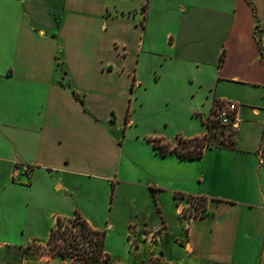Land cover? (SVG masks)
Returning a JSON list of instances; mask_svg holds the SVG:
<instances>
[{"label":"crops","instance_id":"0c3cea01","mask_svg":"<svg viewBox=\"0 0 264 264\" xmlns=\"http://www.w3.org/2000/svg\"><path fill=\"white\" fill-rule=\"evenodd\" d=\"M185 72L208 107L193 119L239 104L234 147L183 160L148 141L178 145L163 132L126 140L130 111L153 113ZM182 196L208 213L188 232ZM78 214L105 234V264H153L156 230L164 264H264V0H0V264H67L35 247Z\"/></svg>","mask_w":264,"mask_h":264},{"label":"rangeland","instance_id":"374dc122","mask_svg":"<svg viewBox=\"0 0 264 264\" xmlns=\"http://www.w3.org/2000/svg\"><path fill=\"white\" fill-rule=\"evenodd\" d=\"M186 75V76H185ZM190 74H188L187 72L184 73V79L177 81L175 83H177V86L175 87L174 90H169L168 96H166V98L164 96H152V99L155 100V105H157V108H151L149 110V112H153L149 115H142L140 110L137 113H134L132 110L130 111L131 114V118L132 119H139L140 126L137 128L135 127L133 130H130V132L128 133V138H126V140H132L135 138V134L137 132L140 131H145V130H153L156 131L158 133L163 132L164 135H166L165 137H167L170 140H175L176 138H188L189 136L193 137L195 136V134L201 132V131H206V119L204 122H202L200 117L196 116L195 113V118L193 119L191 117V111L190 108L195 107L196 109L201 107V109L203 110H207L208 107H206L204 105V95H203V99L200 100V95L201 93L196 92L200 91L201 88L199 86V83L196 82V85L194 84V82L192 81V79L190 78ZM171 83V82H170ZM228 102H230L229 100H226ZM236 103V102H233ZM238 104V103H236ZM239 106V104H238ZM206 107V108H204ZM200 110V109H199ZM210 114V113H209ZM209 116V115H208ZM207 116V117H208ZM163 118H169L170 119V123H167L165 126L164 122H162L164 119ZM144 119V120H143ZM208 138L206 139L205 143L207 144V146H218V145H222V143H225L227 145H231V140H234L233 135H234V131L232 133H229L228 130L226 128H217L214 129V126H209L208 128ZM207 134V133H206ZM127 137V136H126ZM204 142V140H203ZM178 143V142H177ZM198 144L200 143H195L194 141H192L191 143H186V144H179L178 143V147L181 151H185L187 149H193L198 148ZM206 146V147H207ZM100 189V188H99ZM124 191H126L124 200L128 199L130 201H133L134 197L137 196V198L139 199H144V196L138 194H135L136 191L135 189L130 190L129 188H126V186H123L122 188ZM100 192V191H99ZM97 193L96 190L93 192V196L94 198L99 197L100 193ZM116 197V195H114V198ZM189 203L191 206H193V208H191V206L188 204L187 208L188 210L192 211V213L196 216L201 215L202 211L196 209L197 204L199 203V200L193 201V200H189ZM205 204V202H204ZM202 209V207L200 208ZM122 212H116L113 217H129L131 218L133 213L131 210H129L128 207H122ZM95 215L97 216H101L97 213H95ZM76 218V217H75ZM75 219H73L72 221H74ZM70 221V222H72ZM68 224L71 226V229L76 231L78 229H80V226L77 225L76 227H73L69 222ZM69 236L66 237L67 242L72 241L75 242L77 241L79 243V249L80 251H73V252H77L76 254L72 255L71 257L68 258H64L65 260L67 259V261H65L67 264L71 263H78V264H95V259L93 258V255L91 253L92 251V247L91 244L88 240L82 238L81 236L78 237L77 240L74 241V236L72 237V234H68ZM94 238L98 239L97 235L93 236ZM96 241V239H95ZM97 242V241H96ZM60 244V246L58 245ZM56 245H58V247H56ZM66 246L67 243L65 242V240L63 239H59L58 241H56V244L54 246H49V244L45 247L43 246H38L35 247L36 251H41L43 254H46L49 258L50 257H54L53 252H55L56 250H58L59 247L62 246ZM56 248L54 251L53 249ZM85 251V253L83 254V252ZM78 252L80 254H83L85 256H80L78 254ZM57 257H62V256H57ZM103 263L105 264V261H103Z\"/></svg>","mask_w":264,"mask_h":264},{"label":"trees","instance_id":"16d2710c","mask_svg":"<svg viewBox=\"0 0 264 264\" xmlns=\"http://www.w3.org/2000/svg\"><path fill=\"white\" fill-rule=\"evenodd\" d=\"M144 10L146 11L147 10V6L144 7ZM223 61H225V53L222 54L221 56V61H220V64L223 63ZM76 96L78 98H81V96L79 94H76ZM127 123L130 121V118H129V114H128V117H127ZM208 138V134H205V136L203 137H197V138H194V139H191V140H186V139H183V138H178L177 142L179 144H186V143H191L192 141H194L196 144L197 143H200L198 144V148H193V149H187L185 151H181L177 146L175 147H171L169 144H164L162 142L161 139H149L148 141L152 144L153 148L155 150H157V152L159 154H161V156L163 157H166L170 154H178L179 155V158L180 159H186V160H191V159H200L202 156H204V149L205 147L207 146V144L205 143L206 139ZM204 140V142H203ZM235 140H231V145H227L225 143H222V145H227V146H231V147H234V142ZM182 199H187L188 201L190 200H193V201H196L199 200V203L197 204L196 206V209L198 210H201L202 211V214L201 215H198V216H201V217H206L208 215L207 211H206V206L204 204V199L203 198H200V199H196V198H193L192 196H189V197H185V196H182L181 197ZM202 207V209H200ZM196 215V217H198ZM73 227H76L77 225L80 226V229L74 231L71 229V226L68 224V222H66L64 219L62 218H58L57 219V226L55 229H53L50 233V239H49V246H54L56 244V241H58L59 239H63L65 240V242L67 243L66 246H62V247H59L58 250H56L55 252H53V255L54 257H57V256H62L64 258H68V257H71L72 255L76 254L75 252L73 251H80L79 249V243L75 240L78 239L79 236H81L82 238L88 240L91 244V247H92V255H93V258L95 259V264H102V261H105V262H108L109 260V257L105 256V253H104V249H105V234L104 233H101V232H97V230H94L85 220H83L81 218V215L78 214V216H76L75 220L72 221V222H69ZM72 234V237L74 236V241L75 242H72V241H69L67 242L66 240V237H68L69 235L68 234ZM94 235H97L98 236V239L97 238H94L93 236ZM96 239V241H95ZM60 246V244H58ZM58 245H56V247H58ZM56 248L53 249V251L55 250ZM85 253V251L83 252V254ZM78 254L80 256H85L83 254H80L78 252ZM74 264H78V263H74Z\"/></svg>","mask_w":264,"mask_h":264},{"label":"built area","instance_id":"2783aa9c","mask_svg":"<svg viewBox=\"0 0 264 264\" xmlns=\"http://www.w3.org/2000/svg\"><path fill=\"white\" fill-rule=\"evenodd\" d=\"M239 106L236 103L228 102L226 100L217 101L213 109H211L210 115L206 121V128L208 134L209 126H214V129L217 128H226L229 133L237 129L240 124V119L238 115ZM20 174L24 175L26 178L30 179L33 173V166L30 165H21L17 166ZM190 205V204H189ZM191 206V205H190ZM193 208V206H191ZM195 209V208H193ZM180 221L183 225V230L188 232L190 230L191 220L196 216L192 211L184 208L180 209ZM137 224H133L129 228L128 233V242L130 243V251L134 252L140 248V243L137 237ZM160 231H149L145 236V241L149 242L152 247L150 251V259L153 264H164L165 259L160 251L159 240H160ZM102 264L103 261H102Z\"/></svg>","mask_w":264,"mask_h":264}]
</instances>
